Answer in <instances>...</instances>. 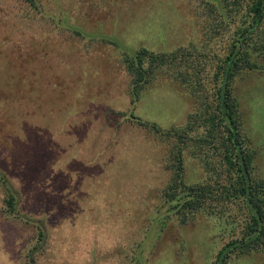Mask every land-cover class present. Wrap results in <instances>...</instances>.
I'll return each mask as SVG.
<instances>
[{
  "label": "rangeland",
  "instance_id": "1",
  "mask_svg": "<svg viewBox=\"0 0 264 264\" xmlns=\"http://www.w3.org/2000/svg\"><path fill=\"white\" fill-rule=\"evenodd\" d=\"M44 7L0 0V173L18 193V214L7 215L0 184V264H210L230 224L204 215L186 224L162 225L161 213L153 219L169 178L167 146L131 117L183 125L192 98L164 72L132 107L121 60L140 47L202 45L203 5L44 0ZM255 58L263 67L244 70L234 92L264 177V49ZM184 167L187 183L205 176L189 151ZM42 226L43 244L31 256ZM230 264H264V252Z\"/></svg>",
  "mask_w": 264,
  "mask_h": 264
},
{
  "label": "trees",
  "instance_id": "2",
  "mask_svg": "<svg viewBox=\"0 0 264 264\" xmlns=\"http://www.w3.org/2000/svg\"><path fill=\"white\" fill-rule=\"evenodd\" d=\"M23 1L31 10L45 9L44 0ZM197 1L206 15L203 35L207 39L202 45L190 43L171 51L140 47L125 51L121 60L129 76L132 107L140 100L142 90L164 72L192 98V109L183 125L163 127L131 116L167 146L163 167L169 178L158 191L153 219L161 213L162 225L171 218L186 224L204 215L230 224V239L210 263L230 264L235 256L254 250L264 252V177L256 174L257 149L243 130L234 92V81L244 70L263 67L255 56L264 49V0ZM208 17L212 19L208 21ZM214 38L222 41L218 49L209 47ZM185 151L202 165L205 176L199 182L187 183L184 179ZM0 184L4 212L18 214V193L2 172ZM37 221L44 225L42 220ZM38 228L37 239L41 240L30 248L31 256L37 245L43 244L44 229ZM134 264H140V260H134Z\"/></svg>",
  "mask_w": 264,
  "mask_h": 264
}]
</instances>
